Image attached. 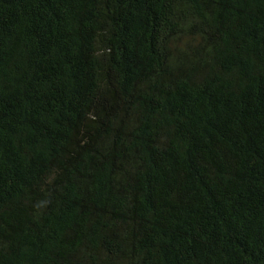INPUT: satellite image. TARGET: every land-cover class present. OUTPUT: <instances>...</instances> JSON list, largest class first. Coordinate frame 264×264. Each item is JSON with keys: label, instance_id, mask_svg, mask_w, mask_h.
I'll return each mask as SVG.
<instances>
[{"label": "trees", "instance_id": "trees-1", "mask_svg": "<svg viewBox=\"0 0 264 264\" xmlns=\"http://www.w3.org/2000/svg\"><path fill=\"white\" fill-rule=\"evenodd\" d=\"M0 264H264V0H0Z\"/></svg>", "mask_w": 264, "mask_h": 264}]
</instances>
